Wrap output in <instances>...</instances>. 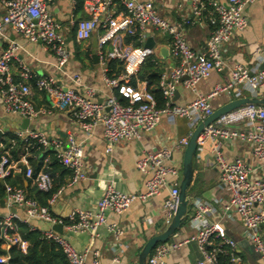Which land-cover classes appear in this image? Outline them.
I'll list each match as a JSON object with an SVG mask.
<instances>
[{"label": "built area", "instance_id": "2783aa9c", "mask_svg": "<svg viewBox=\"0 0 264 264\" xmlns=\"http://www.w3.org/2000/svg\"><path fill=\"white\" fill-rule=\"evenodd\" d=\"M49 1L0 0L5 8L0 17V36L13 29L30 42L45 43L56 57V72L38 75L23 64L19 78H16L11 62L18 57L23 46L14 40L0 53V102L10 115L33 120L39 113L32 100L37 88L45 91L56 107L69 112L87 133L102 126L108 151H111L112 146L120 141L136 140L143 132L156 129L165 115L188 120H194L198 115L202 120L214 112L212 100L217 97L240 95L244 87L264 95V59L262 66L256 70L242 61H236L229 68L222 54L223 46L249 26L248 7L256 0H178L181 9L188 5L190 16L177 20L161 16L152 1L85 0L89 17L76 22L77 41L90 39L99 26L103 27L104 33L98 41L99 59L104 64L107 58L116 59L124 67L118 77L110 78L106 73L105 83L109 92L101 102L92 98L96 90L84 83L81 74L69 75L66 70L70 55L68 42L60 21L50 9ZM116 3L123 5L126 11L116 14L113 11ZM204 21L210 26V35L205 47L197 51L187 42L184 30L187 25ZM149 26L171 37L169 48L173 64L168 67L157 60L163 68L157 83L163 97L162 106H158L151 90L130 83L146 59L154 54V49L145 47ZM126 35L133 37L130 43L126 41ZM134 41L140 45L135 46ZM226 67L230 73L228 80L217 82L208 93H199L185 104L176 102L175 97L181 87L195 90L199 81L208 79L214 70L223 71ZM62 78H67L72 85L64 84ZM142 83L148 85L149 81ZM119 95L127 99V103H123ZM190 134L179 139L176 147L184 149ZM15 135L22 141L20 147L17 139L12 137L0 143V181H5L4 206L0 203L2 247L6 245L10 249L15 246L27 253L30 242L23 237L20 222L30 226L31 219H40L51 225L62 224L64 231L92 235H98L101 227L107 225L119 238L123 230L116 223L109 222V214L124 213L134 202L148 201L165 189H169L163 202L166 223L169 224L176 214L180 182L177 179L169 181L168 175L178 177L181 168L167 163L173 154L172 148L145 150L138 157L137 167L148 177L145 192L123 191L111 182L93 208L74 207L66 217H60L52 213L51 207L66 189L88 178L84 144L74 134H68L64 139L38 129H19ZM206 142L211 143V158L220 171L218 188L227 189L230 194L224 207L226 210L234 208L241 216L246 226L245 236L253 243L264 263V238L261 235L264 226V180L252 177L254 167L250 163L242 158L230 159L224 152L227 144L248 142L254 157L264 164V106L246 104L221 115L200 135L199 147ZM51 157L70 172V177L57 188L47 205L30 196L25 187L6 182L7 178L20 172L37 190H53L57 181L48 169ZM32 161L41 164L38 172H35ZM18 207L24 210V216L17 211ZM209 211V204L200 203L192 218L195 222L203 221ZM42 232L44 238L54 241L62 249L69 264H87L88 249L77 250L64 234L54 228ZM190 241L199 246L202 257L198 264H247L237 241L226 234L219 222L201 227L187 239L158 243L148 256V264H169L166 257L170 252ZM120 246L115 261H119L124 253ZM10 257L7 251L0 256V262H8ZM94 264H98L97 259H94Z\"/></svg>", "mask_w": 264, "mask_h": 264}, {"label": "crops", "instance_id": "0c3cea01", "mask_svg": "<svg viewBox=\"0 0 264 264\" xmlns=\"http://www.w3.org/2000/svg\"><path fill=\"white\" fill-rule=\"evenodd\" d=\"M144 1H152L161 16L172 20L190 16L188 5H185L181 9L178 5V0ZM49 5L53 14L61 23L62 32L66 35L67 39L70 38L68 42L70 45V55L66 70L69 75L81 74L84 83L96 90V94L92 98L102 101L109 92L105 83L107 64H104L100 59L96 62L93 44L95 38L99 41L104 33V28L99 26L90 39L82 42L77 41L81 44V48L76 51L71 33L74 28L76 29V22L78 20L89 17L85 2L83 4L84 17L76 12V2L74 3L72 0H50ZM113 11L119 14L124 13L126 9L120 3H116ZM4 13L5 8L0 2V17ZM248 17L250 21L249 26L243 31L238 32L230 42L223 46L222 54L229 68L236 61L244 62L252 70H256L262 66L264 59V0H256L248 7ZM148 30V33L156 41L157 47L153 48L156 62L159 59L162 65H172L174 61L171 59L170 52L162 54L160 51L161 47H169L171 37L155 29L158 32L157 34L150 28ZM184 32L189 45L194 50L199 51L205 47L206 40L210 35V26L204 21L198 24L187 25ZM14 40L23 46L18 57L11 62V70L16 78H19V72L23 64L38 75L56 72L54 67L56 57L53 51L43 42L35 43L28 41L13 29H10L6 35L0 36V53ZM228 67L223 71L214 70L208 79L197 83L195 90L181 87L175 97L176 102L185 104L194 99L199 93H208L217 82L228 80L230 76ZM134 79H136L134 83L135 87L148 88L149 83L148 85L142 83L148 80H141L139 73L130 80V83ZM62 80L64 84H71L67 78H62ZM244 90L249 92V94L243 93ZM34 91L32 100L39 113L33 120H29L28 124H25L26 118L8 114L0 102V129L2 132H5L3 134L0 131V136L15 134L19 129L29 128L32 130H42L50 136H58L64 139L68 134H74L76 139L84 144L86 151L85 167L88 178L80 181L76 186L66 189L58 198L57 203L52 206V213L60 217H66L74 207L93 208L97 200L103 195L106 186L111 182L123 191L145 192L148 177L142 174L137 167L138 157L145 150H156L165 147L172 148L173 154L167 163L181 168L182 172L184 149L177 148L176 144L179 139L188 136L200 122L198 115H196L194 120L174 115H165L156 129L143 132L139 139L128 142L120 141L112 146L111 151H108V142L102 126H97L91 133H87L72 119L69 112L56 107L45 91H39L37 88ZM82 93L86 95V92ZM254 93L256 91L244 87L240 95L234 97L220 96L213 99L212 104L216 109L231 99L249 96ZM210 151V142H206L198 149L195 159L194 180L189 188V194L192 199L190 213L182 227L173 235L171 240L187 239L201 227L213 222H219L226 234L237 241L247 264H264L253 243L245 236L246 226L241 216L234 208L226 210L224 207L225 203L229 200L230 194L227 189L221 190L218 188L220 171L212 160ZM224 152L230 159L242 158L250 163L254 167L252 177L264 180V164H260L254 157L250 143L236 142L227 144L224 147ZM37 164L40 163L37 162ZM17 175L25 177L23 173L16 172L12 178ZM179 176L168 175V180L174 181L177 179L179 181ZM69 177L70 172L61 173L56 177L57 184L59 181H64L63 183H65ZM24 179L25 188L30 194L29 188L35 186L31 181L29 182L26 178ZM168 192L169 189H165L161 194L152 197L148 201L138 200L124 213H110L108 216L109 222L116 223L123 230V234L119 238L108 229L107 225L101 227L98 235L86 232L74 233L67 230L63 234L77 250L88 249L87 264H94V259H97L98 264H138L139 253L146 241L152 236L163 232L168 226L163 215L164 197ZM4 197L5 195L1 199ZM200 203L209 204L210 211L203 221L195 222L192 216L195 208ZM17 211L22 216L25 215L22 208L18 207ZM30 227L43 231L53 228V225L40 219H31ZM261 235L264 238V226L261 229ZM119 246L124 250V253L120 256L119 261H115L114 258ZM3 248L9 251L6 245ZM96 252H98L97 256L95 255ZM201 257L198 244L190 241L180 246V248L172 250L166 257V260L169 264H198Z\"/></svg>", "mask_w": 264, "mask_h": 264}, {"label": "trees", "instance_id": "16d2710c", "mask_svg": "<svg viewBox=\"0 0 264 264\" xmlns=\"http://www.w3.org/2000/svg\"><path fill=\"white\" fill-rule=\"evenodd\" d=\"M84 2L85 0H76V12L80 13L83 17H84V11H83ZM84 18H88V17H84ZM71 37H72V41L74 42L76 51L79 50L81 48V44L77 42L75 28L73 29L71 33ZM132 40H133L132 36L126 35V41L128 43H130ZM134 45L138 46L140 44L134 41ZM106 64L108 66L107 75L110 78L118 77L123 73L124 67H123L122 62L116 59L107 58ZM162 71H163V68L161 67V65L157 64L155 55H150L146 59L144 64L141 66L140 72H139V78L141 80L149 81L148 89L151 90L155 94L158 100V106L163 105L162 93L157 88V83L159 81V77ZM135 80L136 79L132 80L133 85L135 83ZM120 98L123 103H127V99L121 96ZM11 137L17 139V143L19 147L20 145H22V141L15 134H8L7 136L1 135L0 143L8 141V139ZM0 158H1V154H0ZM33 163L35 166V172H38L39 169L41 168V164H37L35 162ZM48 169L51 172V174L55 177H57L61 173L64 174L66 172H69L61 164H59L58 161L54 157H51V161L49 162ZM24 178L25 177H23L22 175H17L16 177H13V178L10 177V178H7V183L14 185V186L25 187ZM28 181L30 182V180ZM63 182L64 181H61V182L59 181L57 186L49 192H42V191L37 190L36 187H31L29 188L30 195L38 199L41 204L47 205L48 199L52 197L54 192L57 190V188L61 184H63ZM4 195H5V188L3 184L0 183V198L3 197ZM20 230H21L23 237L30 242L28 252L23 253L17 247L11 246L9 249V252L11 255L9 261L5 263L0 262V264H69L66 258V255L63 253L62 249L54 241L47 240L46 238H44L43 232L40 229L38 228L33 229L29 226V224L20 222ZM6 253H7V250H5L2 247L1 241H0V256Z\"/></svg>", "mask_w": 264, "mask_h": 264}, {"label": "water", "instance_id": "95a60500", "mask_svg": "<svg viewBox=\"0 0 264 264\" xmlns=\"http://www.w3.org/2000/svg\"><path fill=\"white\" fill-rule=\"evenodd\" d=\"M147 40L145 43V47L147 48H156V41L154 37H152L149 33H147ZM70 41V38L67 39V42ZM99 47L98 39H94L93 44V53L96 62L99 61V55L97 54V49ZM70 51V45L68 43L67 46ZM161 53H169V47H161ZM101 102V100H99ZM246 104H259L264 106V95L258 94V92L251 94L249 96H241L234 99H231L224 105L216 108L214 112L204 117L200 122L196 125L193 131L190 134L188 143L184 148L183 153V162H182V179L179 184V204L176 211L175 216L168 224L167 228L151 238H149L144 244L142 250L139 253L138 264H148L147 259L151 251L157 246L158 243L169 242L173 235L182 227L184 221L188 218L190 213V207L192 203L191 196L189 194V188L194 180L195 175V159L197 157L198 149H199V138L200 135L205 130L206 126L214 122L221 115L232 111L242 105ZM29 123V119H25V124ZM1 184H3L5 188V181L1 180ZM2 206H4V199L0 200ZM53 228L59 233L63 234L64 229L62 224H55Z\"/></svg>", "mask_w": 264, "mask_h": 264}, {"label": "rangeland", "instance_id": "374dc122", "mask_svg": "<svg viewBox=\"0 0 264 264\" xmlns=\"http://www.w3.org/2000/svg\"><path fill=\"white\" fill-rule=\"evenodd\" d=\"M149 28H150L152 31L156 32L152 26H149ZM157 33H158V32H156V34H157ZM244 92H245V94H247V95L249 94V92H247V91H245V90L243 91V93H244ZM10 129H11V128H10ZM178 179H179V182H180L181 179H182V172H181V175L179 176Z\"/></svg>", "mask_w": 264, "mask_h": 264}]
</instances>
